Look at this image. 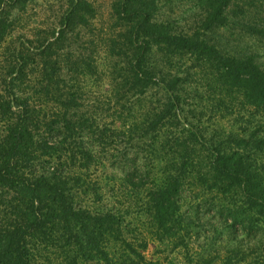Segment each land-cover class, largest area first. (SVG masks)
<instances>
[{"label":"trees","instance_id":"1","mask_svg":"<svg viewBox=\"0 0 264 264\" xmlns=\"http://www.w3.org/2000/svg\"><path fill=\"white\" fill-rule=\"evenodd\" d=\"M113 8L101 96L38 60L44 43L7 60L0 264H168L155 242L189 264H264V55L211 36L264 42V0Z\"/></svg>","mask_w":264,"mask_h":264},{"label":"rangeland","instance_id":"2","mask_svg":"<svg viewBox=\"0 0 264 264\" xmlns=\"http://www.w3.org/2000/svg\"><path fill=\"white\" fill-rule=\"evenodd\" d=\"M119 0H0V85L8 58L26 41L33 46L44 43V55L52 53L50 61L62 64V79L78 85L93 98L105 94L112 70L111 56L107 53L118 32L114 6ZM212 38L225 50H246L264 55V42L247 36L231 34L228 28H218ZM48 45V46H47ZM47 46V48H46ZM41 48L39 49V53ZM230 52V51H229ZM264 61V58H263ZM37 73L41 65L37 63ZM109 91V90H108ZM143 104L146 101L142 102ZM229 121V118L223 122ZM131 214L128 219L141 216ZM140 221V219L138 220ZM149 258L168 257V264H189L182 248L169 252L164 244L155 242L146 251ZM219 264V263H217Z\"/></svg>","mask_w":264,"mask_h":264}]
</instances>
